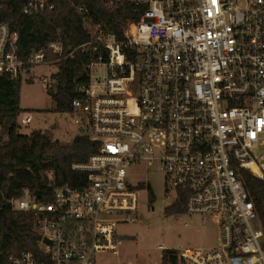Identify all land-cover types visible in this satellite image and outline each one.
<instances>
[{
	"label": "built area",
	"instance_id": "obj_1",
	"mask_svg": "<svg viewBox=\"0 0 264 264\" xmlns=\"http://www.w3.org/2000/svg\"><path fill=\"white\" fill-rule=\"evenodd\" d=\"M109 2L147 9L121 40L87 23L91 40L78 48L95 56L90 83L64 114L99 149L72 165L85 175L81 187L55 186L48 172V193L24 188L5 199L33 219L38 251H0V264H99V255L117 254L125 242L117 227L136 222L145 190L130 171L142 165L163 173L171 206L183 194L185 214L217 231L210 248L160 246L162 264H264V0ZM50 7L25 0L22 12ZM62 54L52 42L21 60L17 33L0 22V75L58 67ZM52 77L42 79L46 89ZM32 121L24 113L19 132Z\"/></svg>",
	"mask_w": 264,
	"mask_h": 264
},
{
	"label": "trees",
	"instance_id": "obj_2",
	"mask_svg": "<svg viewBox=\"0 0 264 264\" xmlns=\"http://www.w3.org/2000/svg\"><path fill=\"white\" fill-rule=\"evenodd\" d=\"M50 8L32 14L22 12L25 0H7L0 10V22L8 23L18 35L19 57L26 60L33 52L40 51L52 42H60L63 60L53 75L54 87L47 92L56 102L57 113H67L72 100L79 96V88L90 83L88 65L95 59L92 54L78 49L91 40L87 23L100 25L112 31L121 40L128 22H137L147 5L112 3L109 0H48ZM83 6L87 14L78 15ZM22 77L0 75V129L7 132L3 142L0 131V251L7 254L21 251L37 252L38 235L33 219L13 211L5 199L20 197L24 188L49 192L46 173L53 174V184H70L81 187L85 175L72 170L75 163H85L97 152L99 144L85 136L77 135L69 143L52 141L41 131L30 135L18 131L17 119L24 113L21 108ZM153 201V191L149 190ZM4 198V199H3ZM49 197L45 198V201ZM264 223V199H258ZM167 214H184L185 197L166 208ZM166 257L163 263H166Z\"/></svg>",
	"mask_w": 264,
	"mask_h": 264
},
{
	"label": "rangeland",
	"instance_id": "obj_3",
	"mask_svg": "<svg viewBox=\"0 0 264 264\" xmlns=\"http://www.w3.org/2000/svg\"><path fill=\"white\" fill-rule=\"evenodd\" d=\"M130 23L126 24L125 29ZM56 65L33 67L22 78L21 107L24 113L33 115L32 123L23 126L22 131L27 135L34 131L48 133L52 141L64 143L62 141L69 142L79 135L80 129L68 115L56 112V102L42 81L44 77L50 78L58 71ZM92 75H96V70ZM23 114L16 121L18 131L21 129L19 124L22 123ZM0 131L3 142H6V130L1 128ZM130 181L145 185V190L141 192L136 222L118 225V233L125 238L124 245L117 254L99 255V264H162L163 253L159 250L160 246L167 249L215 246L216 227L207 218L185 213H166L172 199L165 194L164 177L159 168H148L145 165L132 168ZM150 189L155 197L153 201L149 197Z\"/></svg>",
	"mask_w": 264,
	"mask_h": 264
},
{
	"label": "water",
	"instance_id": "obj_4",
	"mask_svg": "<svg viewBox=\"0 0 264 264\" xmlns=\"http://www.w3.org/2000/svg\"><path fill=\"white\" fill-rule=\"evenodd\" d=\"M45 135L48 136V133H45ZM36 195L38 198H40V196H41L39 191L36 192Z\"/></svg>",
	"mask_w": 264,
	"mask_h": 264
},
{
	"label": "crops",
	"instance_id": "obj_5",
	"mask_svg": "<svg viewBox=\"0 0 264 264\" xmlns=\"http://www.w3.org/2000/svg\"><path fill=\"white\" fill-rule=\"evenodd\" d=\"M32 69H33V68H32ZM32 69H31V70H32ZM31 70L28 71V72H31ZM21 108H22V107H21ZM72 140H73V139H72ZM72 140H71V141H72ZM61 141H62V140H61ZM71 141H69V142H71ZM62 142H64V143H69V142H65V141H62ZM123 264H128V263H123Z\"/></svg>",
	"mask_w": 264,
	"mask_h": 264
}]
</instances>
